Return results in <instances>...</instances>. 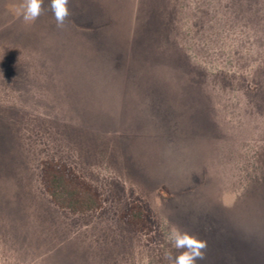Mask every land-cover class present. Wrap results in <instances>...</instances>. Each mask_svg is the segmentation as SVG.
<instances>
[{
  "label": "rangeland",
  "instance_id": "1",
  "mask_svg": "<svg viewBox=\"0 0 264 264\" xmlns=\"http://www.w3.org/2000/svg\"><path fill=\"white\" fill-rule=\"evenodd\" d=\"M20 2L0 0V264H167L173 226L207 241L198 264H264V0H70L63 29ZM47 159L103 209L57 208ZM137 199L154 242L118 218Z\"/></svg>",
  "mask_w": 264,
  "mask_h": 264
},
{
  "label": "trees",
  "instance_id": "2",
  "mask_svg": "<svg viewBox=\"0 0 264 264\" xmlns=\"http://www.w3.org/2000/svg\"><path fill=\"white\" fill-rule=\"evenodd\" d=\"M42 164V187L57 208L74 215L103 209L104 198L100 190L64 161L47 159ZM118 218L132 233L143 235L148 242L157 240L156 219L147 203L138 199L131 201L119 212Z\"/></svg>",
  "mask_w": 264,
  "mask_h": 264
},
{
  "label": "clouds",
  "instance_id": "3",
  "mask_svg": "<svg viewBox=\"0 0 264 264\" xmlns=\"http://www.w3.org/2000/svg\"><path fill=\"white\" fill-rule=\"evenodd\" d=\"M69 5L70 0H49L48 8L59 29L66 26L72 15ZM17 13L26 25H31L45 14L44 0H21ZM165 239L170 245L164 253L167 264H198V261L206 259L207 241L187 229L173 226Z\"/></svg>",
  "mask_w": 264,
  "mask_h": 264
}]
</instances>
